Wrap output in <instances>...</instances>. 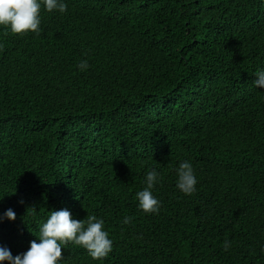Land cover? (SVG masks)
<instances>
[{
	"label": "trees",
	"instance_id": "16d2710c",
	"mask_svg": "<svg viewBox=\"0 0 264 264\" xmlns=\"http://www.w3.org/2000/svg\"><path fill=\"white\" fill-rule=\"evenodd\" d=\"M65 2L41 8L39 35L0 27V216L17 215L0 246L27 251L68 209L103 219L113 249L69 243L62 264H264V0Z\"/></svg>",
	"mask_w": 264,
	"mask_h": 264
},
{
	"label": "clouds",
	"instance_id": "9594fccd",
	"mask_svg": "<svg viewBox=\"0 0 264 264\" xmlns=\"http://www.w3.org/2000/svg\"><path fill=\"white\" fill-rule=\"evenodd\" d=\"M67 7L65 0H0V27L14 34L32 32L39 35L41 8L49 13H65ZM78 68L86 70L87 61H81ZM254 86L264 89V69L255 73ZM175 175V187L181 193L191 195L196 191L198 180L190 161L180 162ZM160 179L155 169L147 171L145 187L136 193L138 207L146 214H157L160 210V201L152 191ZM32 211L35 213L36 209L32 208ZM16 218V212L9 208L0 216V222L5 219L15 221ZM123 222L128 223V218L125 217ZM69 243L85 249L93 260L106 258L113 249L103 219L89 215L86 220H77L68 209H60L50 211L39 227L37 239L30 242L27 251L13 256L6 246H0V264H62V249ZM230 246L229 241L224 242L225 251Z\"/></svg>",
	"mask_w": 264,
	"mask_h": 264
}]
</instances>
